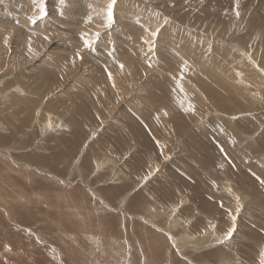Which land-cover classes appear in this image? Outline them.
Listing matches in <instances>:
<instances>
[{"label":"rangeland","instance_id":"374dc122","mask_svg":"<svg viewBox=\"0 0 264 264\" xmlns=\"http://www.w3.org/2000/svg\"><path fill=\"white\" fill-rule=\"evenodd\" d=\"M111 2L0 0V260L261 264L264 0Z\"/></svg>","mask_w":264,"mask_h":264},{"label":"snow or ice","instance_id":"6c2138e0","mask_svg":"<svg viewBox=\"0 0 264 264\" xmlns=\"http://www.w3.org/2000/svg\"><path fill=\"white\" fill-rule=\"evenodd\" d=\"M114 3H115V0H112V2L109 4L108 9H107V19H108L109 24L112 22V19H113V5H114ZM38 7L40 9V15L41 16L45 15L44 4L42 2H40L38 4ZM237 15H238V12H237ZM33 22H35V18H33ZM152 35L155 36V35H157V33L153 32ZM121 67H123V65H121ZM238 210L239 209H237V211ZM233 220H235V217H233ZM233 230H234V228L228 231V233L225 236V239H228L231 237ZM261 264H264V260H262Z\"/></svg>","mask_w":264,"mask_h":264},{"label":"bare ground","instance_id":"6f19581e","mask_svg":"<svg viewBox=\"0 0 264 264\" xmlns=\"http://www.w3.org/2000/svg\"><path fill=\"white\" fill-rule=\"evenodd\" d=\"M227 105V104H226ZM224 106V105H223ZM226 107V106H225ZM193 141V140H192ZM199 141V140H198ZM194 143H196V142H194ZM198 145V144H197ZM198 147V146H197ZM199 148H200V145H199ZM207 149H209V148H207ZM264 150V149H263ZM210 157H211V155H210ZM212 158V157H211ZM103 164L105 163L104 161H101ZM102 163H99L98 165H101ZM205 164V163H204ZM202 166V165H201ZM196 169V168H195ZM197 170V169H196ZM195 179V178H194ZM109 180V179H108ZM111 180V179H110ZM112 181V180H111ZM114 181V180H113ZM140 208H142V207H140ZM158 213V212H157ZM165 215V214H164ZM172 216V215H171ZM169 217V216H168ZM167 218V217H166ZM170 218V217H169ZM166 220V219H165ZM164 220V221H165ZM172 221V220H171ZM175 221V220H174ZM176 224V223H175ZM173 225V224H172ZM167 226V225H166ZM208 239V238H207ZM6 251H8V250H6ZM26 258V257H25ZM30 258H35L34 256L32 257V255H31V257ZM8 260V259H7ZM203 260V259H202ZM34 261H35V259H34ZM10 262V264H11V261H9ZM17 262H14V263H12V264H16ZM32 263V262H31ZM34 263V262H33ZM0 264H7L6 262H3V261H1L0 260ZM18 264V263H17Z\"/></svg>","mask_w":264,"mask_h":264}]
</instances>
